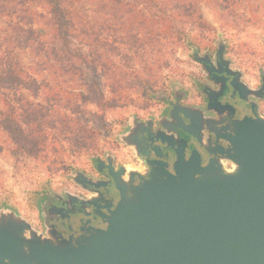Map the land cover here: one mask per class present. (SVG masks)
Listing matches in <instances>:
<instances>
[{"label":"water","instance_id":"1","mask_svg":"<svg viewBox=\"0 0 264 264\" xmlns=\"http://www.w3.org/2000/svg\"><path fill=\"white\" fill-rule=\"evenodd\" d=\"M224 54L222 45L217 53L219 69L208 66L210 57L197 58L211 76L235 77L232 85L242 98L247 94L259 98L260 92L263 98L264 84L257 92L236 83L239 72L230 68ZM224 78L214 80L221 84ZM179 102L173 104V119L179 113L187 120V131L197 141L203 128L217 135L218 142L226 143L215 151L222 160L212 159L203 166L197 150L186 159L187 146L175 149L178 145L172 141L167 150L175 149L180 155L175 172L169 170L171 164L146 160L137 148L136 157L146 171L124 166L118 171L111 156L108 162L98 159V171H108L119 194L117 206L112 209L108 204V182L77 171L74 182L83 189L93 187L100 197L62 196L61 208H52L44 217L45 233L14 211L2 212L0 263L264 264V119L254 116L217 130L204 123L201 113ZM209 103L214 108L210 99ZM225 160L233 167L227 168ZM70 220L81 226L75 231L76 240L60 238L51 225Z\"/></svg>","mask_w":264,"mask_h":264},{"label":"trees","instance_id":"2","mask_svg":"<svg viewBox=\"0 0 264 264\" xmlns=\"http://www.w3.org/2000/svg\"><path fill=\"white\" fill-rule=\"evenodd\" d=\"M107 2L113 4L109 8L119 20L117 26L124 25L120 20L126 14L141 19L136 27L142 36L106 38V24H92L86 16L94 3L99 12L106 11ZM195 2L0 0V151L6 147L16 159L39 156L63 147L58 136L72 139L73 148L91 149L94 131L83 121L86 106L94 105L101 112L114 108L128 100L127 95H115L117 88L129 85L130 77L139 78L133 65H127L131 71L122 73L108 57L119 51L120 44L142 49L154 48L167 37L180 39ZM111 69L114 73L106 82L100 78L86 82V72L96 75L101 70L106 75ZM60 76H71L72 81L80 77L85 83H79L78 89L69 85L70 80L54 86ZM107 85L113 96L106 95Z\"/></svg>","mask_w":264,"mask_h":264},{"label":"rangeland","instance_id":"3","mask_svg":"<svg viewBox=\"0 0 264 264\" xmlns=\"http://www.w3.org/2000/svg\"><path fill=\"white\" fill-rule=\"evenodd\" d=\"M107 4V10L101 13L94 3L92 12L86 16L92 24H106L107 29L103 32L106 38L111 40L115 35L127 34L129 37L142 36L143 31L136 27L141 19L126 14L120 20L124 25L117 26L119 20L109 8L113 4ZM127 19L129 22L123 21ZM185 28L180 39L167 37L154 48L142 49L124 43L119 45V51L108 57L121 68L122 73L131 71L127 65H133L139 71V78L130 77L129 85L117 88L115 95H127L128 100L114 108L101 112L94 105L86 106L87 115L83 121L94 131L91 149L73 148L69 144L72 139L58 136L57 140L62 142L63 147L57 150L50 148L39 156L22 155L16 159L10 149L5 147L0 151V214L14 211L41 232L38 225L42 198L63 189L70 193L74 186H78L74 182L75 173L79 171L87 175L86 171L97 163L96 158L105 153H108L107 158H113L110 150L119 149V160L126 162L122 157L124 145L132 146L121 134L126 123L129 121L131 125L135 116L151 112L161 103L163 96H172L174 90H191L194 81L203 80L206 75L197 57L208 56L212 61L209 51H213L217 59L223 45L225 60L233 68H238L237 72L241 75L244 72L246 79L253 84L264 69V0H196ZM28 66L31 67L32 63ZM113 73L114 69L106 71V75L101 70L96 75L88 71L85 73L86 82L93 78L106 82ZM70 79L71 76H60L53 83L54 86L62 85ZM70 82L69 85L75 88L79 83H85L80 77ZM104 90L107 96H113L108 85L104 86ZM177 97L174 95L172 100L180 99ZM230 165L226 167L232 168Z\"/></svg>","mask_w":264,"mask_h":264},{"label":"flooded vegetation","instance_id":"4","mask_svg":"<svg viewBox=\"0 0 264 264\" xmlns=\"http://www.w3.org/2000/svg\"><path fill=\"white\" fill-rule=\"evenodd\" d=\"M209 53L212 55V61L208 63V66L219 69L218 60L215 57L216 52L214 53L213 51H209ZM200 66L206 76L203 80L194 81V84L191 85V90L186 91L182 89V91L179 90L177 92L174 90L172 96H163L161 98V103L151 112L135 116L133 121H131V125L129 121L126 123L124 130L121 131V134H124L126 142L133 145H124L122 157L126 159V162L119 160L120 158L117 155V153L120 152L119 149L116 151H109L114 158V165L118 171L123 166L134 170L146 171L142 160L136 157V153L134 151L135 148H137L139 153L146 160L149 159L151 162L162 161L173 165V167L169 168L171 172L176 171L175 167L180 161V155L178 151L175 150L179 149L180 145L187 146L184 150L186 159L192 153V150H197L203 166L208 165L209 161L212 159H223L215 151L218 145L221 144L226 146V143L222 140L218 142L216 140L217 135L213 132H204L203 128L200 141H197L193 139L187 131V120L179 118V113L176 115L177 118L173 119L171 114V111L174 108L173 104L178 103L176 98L172 100L174 95L180 98L179 105L201 113L204 123L207 122L212 124L211 127L217 130L220 128H233L244 119L254 116L264 119V97L262 98V96H260L263 92L258 94L259 98L253 96V94H247V98H242L241 94L232 85V81L235 77L219 73H214L213 76H211L204 64H200ZM232 70L236 72L238 68L232 67ZM235 76L237 78V84H245L248 89L253 91L258 92L264 84V69L261 70L260 75L255 78L254 84L250 83L246 79L244 72L242 75L238 73ZM216 77L225 78L221 84H218L214 80ZM209 99L211 100L214 108H210ZM175 127H179L180 129L175 131ZM168 141H172L178 146L173 150L171 148L170 150H167ZM107 154L108 153H105L103 156L97 157L96 161L100 158L103 161L108 162ZM224 162L227 166H231L227 160ZM86 172L88 176L93 177L95 180L108 182L109 191L105 195H107L109 200L108 204L112 206V209H114L119 203L120 197L118 192L115 191L113 180L108 176V171L105 170L103 173L99 172L97 169V163H93L90 170ZM138 184L139 181L136 180L135 185ZM100 191L103 193L104 189H101ZM67 193V189H63L61 191L54 192L53 194L51 193L52 195L47 194L42 198L40 202L41 207L39 206L40 222L38 225V230L42 233L46 232V222L44 217L48 216L49 210L52 208H61L58 200ZM70 193L82 199L92 196L96 198L100 197V194L96 192L93 187L83 189L79 186H74V190ZM90 211V209L89 211L87 210V212ZM80 219H83L82 216ZM51 225H55V234L60 238H65L66 240H76L77 236L75 235V231L78 230V227H81L73 224L71 220L65 223H51ZM95 225L100 228L106 227L102 224ZM0 264H2V262Z\"/></svg>","mask_w":264,"mask_h":264}]
</instances>
